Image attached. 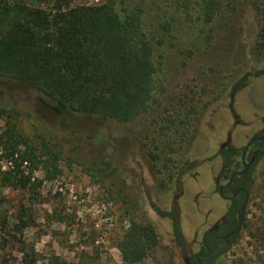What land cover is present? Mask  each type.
<instances>
[{
    "label": "rangeland",
    "instance_id": "rangeland-1",
    "mask_svg": "<svg viewBox=\"0 0 264 264\" xmlns=\"http://www.w3.org/2000/svg\"><path fill=\"white\" fill-rule=\"evenodd\" d=\"M114 2L118 10L141 13L154 51L155 100L126 123L57 115L35 89L0 77V133L12 125L33 145L45 141L60 155L52 163L39 149L35 168L20 167L33 182L22 187L0 143V264H24V258L42 264L52 254L69 264H128L117 243L130 220L149 223L157 239L134 264H185L170 220L154 207L178 203L185 254L196 250L228 206L216 192L218 148L229 142L241 152L264 128V74L248 76L243 89L229 93L245 73L264 69V0H221L210 22L195 3ZM29 3L50 10L54 0ZM253 176L239 236L217 264H264V153Z\"/></svg>",
    "mask_w": 264,
    "mask_h": 264
},
{
    "label": "trees",
    "instance_id": "trees-1",
    "mask_svg": "<svg viewBox=\"0 0 264 264\" xmlns=\"http://www.w3.org/2000/svg\"><path fill=\"white\" fill-rule=\"evenodd\" d=\"M173 1L184 8L194 3L199 5L200 14L207 22L218 16L221 9V0ZM153 52L140 11L118 10L114 0L75 6H70L69 0H54L50 10L32 5L29 0H0V77L38 91L40 101L57 115L72 112L123 123L133 121L155 100ZM263 74L264 69L245 73L232 83L230 96L248 84V76ZM260 135H264V128ZM0 143L15 168L16 182L22 187L33 182L31 174H24L20 167L26 163L35 168L39 149L52 163L60 158L59 152L47 142L41 141L37 147L12 125L2 130ZM253 146L260 149L259 154L244 174L234 177L233 189L242 187L251 193L255 183L253 170L264 153V142L255 141ZM217 155L221 159L219 177L242 168L237 158L240 149L229 142L218 148ZM37 183L40 185L42 180ZM243 197L241 193L231 201L222 217L219 234L235 227ZM154 211L170 220L173 242L185 256L187 241L178 203L172 202L168 210L154 207ZM25 226L22 223L17 230ZM156 244L149 223L130 220L117 248L124 263L134 264L142 261ZM24 264L38 263L34 258L28 261L24 258ZM42 264L69 262L52 254Z\"/></svg>",
    "mask_w": 264,
    "mask_h": 264
},
{
    "label": "flooded vegetation",
    "instance_id": "flooded-vegetation-1",
    "mask_svg": "<svg viewBox=\"0 0 264 264\" xmlns=\"http://www.w3.org/2000/svg\"><path fill=\"white\" fill-rule=\"evenodd\" d=\"M263 123H264V119H263ZM260 134H261V132H260ZM260 134H258V136H264V135H260ZM253 143L250 145L249 149L247 150L246 156H245V160L250 163L249 166L252 164V162L254 161V158L259 154V151H260L259 148L253 146ZM241 152H242V150H241ZM241 152H240V155H239L240 162H241ZM249 166H248V168H249ZM241 167H242V163H241ZM220 169H221V164H220ZM220 169H219V171H220ZM230 175L229 176H227V174L223 175L221 177L222 178V182L217 183V185H216V190L217 191L216 192H217V194L219 196H220L219 191H218L219 187L227 183V181L229 180ZM218 176H219V172H218ZM235 176H240V175H235ZM232 183H233V180L230 182V184H228L227 186H225L222 189V195L223 196L230 197V196H232V195H234L236 193L237 189H241L242 188V187H237V188L233 189V188H231ZM241 193H243V195H244V192L239 190L236 193V196H234L233 199L239 198ZM250 194L251 193H248V200H249V195ZM220 197L223 200L228 201V206L230 205L231 201L233 200V199H231V200L225 199L222 196H220ZM244 197H245V195H244ZM244 197H243V200H244ZM228 206H227V208L225 210V213H226V211L228 209ZM223 215L220 216L209 228H206L202 232L201 239H200V241L198 243L197 249L194 250V251H190L189 254H185V256H184L185 264H217L225 256V254H227L229 252V250L233 247V243L235 242V240L239 236V233L241 231L242 225H241L240 230L237 233L231 234V235L227 236L226 239H224L223 236H225L226 234L230 233L236 227V225H235V227L233 229H231V230H229V231H227V232H225L223 234H219V226H220V224L222 222ZM238 217H239V213H238V216H237V221H238ZM244 217H245V215H244ZM243 221H244V218H243ZM242 224H243V222H242ZM207 235H208V238H206ZM186 249H187V246H186ZM186 249H185V252H186Z\"/></svg>",
    "mask_w": 264,
    "mask_h": 264
},
{
    "label": "water",
    "instance_id": "water-1",
    "mask_svg": "<svg viewBox=\"0 0 264 264\" xmlns=\"http://www.w3.org/2000/svg\"><path fill=\"white\" fill-rule=\"evenodd\" d=\"M263 119H264V116H263ZM255 141H264V136H258V135H255V136H252L248 139V141L246 142V144L244 145L243 149H242V152H241V163H242V169L240 170H235L231 173L230 177H229V180L227 181L226 184L222 185L219 187L218 191H219V194L220 196H222L223 198L225 199H233L234 196H236V193L241 190L244 192V200H243V203L241 205V208H240V211H239V217H238V221H237V224H236V227L228 234H226L225 236H223L224 239L227 238V236L231 235V234H235L237 233L240 228H241V225H242V222H243V218H244V215H245V210H246V207H247V203H248V193L243 189H237L236 190V193L230 197H225L222 195V189L227 186L228 184H230V182L233 180L234 176L235 175H241L243 173L246 172L248 166H249V162H247L245 160V156H246V153H247V150L249 149L250 145L255 142Z\"/></svg>",
    "mask_w": 264,
    "mask_h": 264
},
{
    "label": "built area",
    "instance_id": "built-area-1",
    "mask_svg": "<svg viewBox=\"0 0 264 264\" xmlns=\"http://www.w3.org/2000/svg\"><path fill=\"white\" fill-rule=\"evenodd\" d=\"M96 1H98V0H96Z\"/></svg>",
    "mask_w": 264,
    "mask_h": 264
}]
</instances>
